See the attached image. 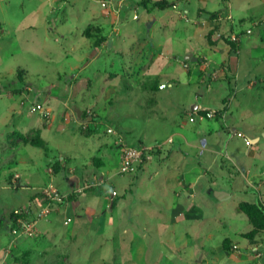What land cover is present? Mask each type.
I'll return each instance as SVG.
<instances>
[{"label":"rangeland","instance_id":"1","mask_svg":"<svg viewBox=\"0 0 264 264\" xmlns=\"http://www.w3.org/2000/svg\"><path fill=\"white\" fill-rule=\"evenodd\" d=\"M154 1L125 0L126 5L120 12L119 9L113 10L106 17L103 14V0H0V94L5 95L4 100L0 99V155L12 158L14 152L6 149V143L14 127L20 125V128L25 129L33 126L34 122L28 124L31 117H40L41 113L34 112L30 105L41 103L44 92H50L47 94L51 95L62 87L64 103L68 102L71 110L70 105L83 110L82 118H78V121L85 118L87 111H92L99 120L108 122L115 129V133L107 134L98 128V148L102 141L110 142L102 148L101 154L98 151V160L102 162L99 158H103L107 169L110 167L111 175L116 174L114 178L107 175L103 179L100 173L105 172V166H98L92 169L94 175L83 179V183L63 190V179L67 181V175L73 169L63 157L65 153H68V157L71 155L70 144L64 142L61 148L55 142L45 144L47 150H51L47 152L48 158L44 148H19L16 152L17 162L13 160L7 166L6 170L10 169L7 175L17 172L21 175V181L26 183L23 185L29 184V189L15 193L17 177H11L7 183L12 187L10 198L15 197L19 203L25 204L28 196L36 198L34 201H38L39 211L43 206L41 200L44 192L54 189L61 201H56L51 214L38 222L33 235L12 219L16 211L34 212L32 206L18 207L5 214V219L0 221V264H143V261L144 264H207V261L208 264H229L218 260L221 259L220 253L202 256L197 252V246L216 247L223 237L239 243V251L244 252L248 241L236 233L247 231V221L230 226L220 225L218 219L223 217L221 210L215 209L216 206H207L203 195L208 190L216 196V192L221 189L240 184L250 161L237 166L232 161L239 160L241 156L246 157L248 148L252 147L250 152L256 149L255 160L264 165V63L258 69L254 68L247 48L249 42L259 43V37L252 35L241 38L243 51L238 55L239 67L233 68L237 71V79L229 77V71L220 67V72L202 71L199 77L192 76L190 84L182 87L189 79L187 73L191 72L190 63L186 60V54L192 51L189 34L195 28L191 20L203 15L211 17L213 14L217 18L220 14H207L205 10H199L196 14L190 10L177 13L178 4L175 0H171V7L158 11L151 7ZM146 2L148 7L145 6ZM218 3L221 4V1L213 0L209 8L214 9ZM47 11L51 15L45 21L43 16ZM234 17L236 21L244 20V27H251L252 23L245 13L235 14ZM111 22H115L117 29L109 25ZM71 23H75L77 28ZM54 27L55 35H52L48 31ZM118 28L124 32L119 34ZM241 29L237 32L240 33ZM232 35L238 37L235 33ZM231 36L228 38L231 39ZM211 38L208 42L213 46ZM82 41L86 43L80 47V52L96 47L100 49L104 43L112 42L105 53L108 55L106 59L99 62L98 67L92 66L98 74L106 72L113 79L107 94L98 92L97 96L83 98L77 95L70 77L78 73V66L70 73L68 61L74 58L73 48L76 44H82ZM179 44L188 47L185 53L179 54ZM212 51L218 54L217 57H223L219 49L212 48ZM210 65L212 69L216 68L214 64ZM173 67V71L168 70ZM18 71H22L23 75ZM167 73L176 75V79L180 80V83L177 82L178 88L180 90L181 87L183 91L176 93L178 88L160 91L161 84L173 80ZM18 76L23 81H19ZM208 84L213 90L210 95H205L204 100L210 109L200 112H211L214 117H201L198 113L195 124L188 127L185 123L181 125L188 110L182 105L191 100L196 102L197 96L202 95ZM73 89L75 92L72 93ZM24 92L29 98L26 100L23 97L21 102L29 105L30 113L24 108L22 118L18 113L10 118L8 106L18 105ZM12 96H15L14 101L7 102L6 99ZM84 101L89 106L84 105ZM93 103H97L98 109H94ZM76 124L78 131L85 137L97 133L84 130L79 122ZM200 124L203 125L201 129ZM180 125L186 127L183 133H196L199 139L200 148L193 151L191 156L203 175L197 181V203L203 207L206 216L205 222L183 226L185 231L181 233L169 226L166 205L160 204L161 191L166 186H158L160 178L152 176L154 165L157 163L161 169L175 148L180 147L182 139L174 135L180 131ZM209 127L214 129L211 138ZM198 128L203 131L201 135H198ZM248 135L258 137L261 141L249 142ZM169 140L176 145H169ZM80 141L90 144V152L97 148L93 141L76 139L78 149ZM120 143L148 146L153 151L146 162L134 167L128 174H119L120 153L117 148ZM169 146H172L171 149ZM10 152L11 156H8ZM259 152H263V156ZM77 154L78 158L83 157L81 150ZM21 157H28L32 163L22 165L19 162ZM150 159L152 162L148 170ZM223 160L226 167L221 165ZM88 164H92L91 159ZM231 167L238 169L234 171H239L237 179H230ZM207 169L209 175L206 174ZM114 191L117 195H112L111 201L108 197ZM90 194L98 198L99 208L96 210L86 209V204L81 202ZM104 203L105 209L102 210ZM118 206L121 208L118 209ZM113 207L114 210L109 212ZM87 210L89 213H86ZM151 210L153 212L149 214ZM93 211L97 213H91ZM232 212V207L228 206L225 214L230 215ZM132 213L134 218L130 217ZM168 237L187 246L184 253L174 256L172 261L163 253L170 249L169 243L173 244ZM135 241L148 246L144 259L136 253ZM261 250V256L257 257L260 259L264 247Z\"/></svg>","mask_w":264,"mask_h":264},{"label":"crops","instance_id":"2","mask_svg":"<svg viewBox=\"0 0 264 264\" xmlns=\"http://www.w3.org/2000/svg\"><path fill=\"white\" fill-rule=\"evenodd\" d=\"M119 0H103V2H107V6L103 7V14L107 17L110 15L113 10L120 9L126 5V2L120 4L118 2ZM157 1H167L171 2V0H156ZM213 0H175V3H177V13L180 11L187 10L191 11V13L196 14L199 10H202L209 14L212 13H218L219 16L217 18H211L208 15H203L202 17H196L194 20H191L193 23H195V28L192 32V34H189L191 36V48L192 51L188 54H186V60L189 61L191 72L187 73L189 76V79L186 81V83L182 84L183 86L189 85L192 81V76H197L201 74V72H220V67H223L226 69L227 74L229 77L233 79H237L236 73L237 71L233 70L234 67L238 69L239 67V56L242 54L243 49L241 48L243 46V42L241 41V38L243 36H252L257 35L259 37V43L249 42L248 53H249V60L251 61L254 68L260 66L262 63H264V0H220L221 4L218 3V6H216L214 9L209 8V3H211ZM102 2V4H103ZM172 4V3H171ZM131 5V4H130ZM158 11H164L159 10ZM166 10V9H165ZM189 11V12H190ZM243 14L245 13L248 16L249 22L252 23L251 27H244L243 23L244 20L236 21L234 15L236 14ZM193 14V15H194ZM51 13L47 11L45 15L43 16L44 20L46 21L47 18ZM116 19V18H114ZM113 19V20H114ZM178 19V17L176 18ZM214 19V20H212ZM57 20V18H56ZM263 22H262V21ZM44 21V22H45ZM58 21V20H57ZM104 23V22H103ZM240 23V25H238ZM107 24V23H106ZM71 25H74V28H77L75 26V23H71ZM109 25H114L115 29H117V26L115 25V22H111ZM242 28V29H241ZM80 29H84V27H80ZM238 29H241L240 33L237 32ZM56 30V27L49 28V33H52V35H55L54 31ZM247 30H250L251 33L247 34ZM124 32L123 30H120L118 28V33ZM237 32V33H236ZM233 33L238 35L239 38V50L237 53H234L231 51L230 47L227 46L224 41H222L220 38L224 36L225 38H228V36L232 35ZM212 36V38L210 37ZM211 38V41L214 42L213 46L209 45L208 40ZM207 41V42H206ZM73 42V40H72ZM111 41H108L104 43L100 49L96 47V49H89V51L80 52V47L84 45L86 42L82 41V44H76L72 50L74 54V58L69 62V71L70 73L73 72L78 66L76 70H78V73H73L71 75V82L74 84L75 89H77V95L78 97H88V96H97L96 94H107V92L111 89L113 82V79L111 76L106 75L105 73H99L96 72V68H92V66H97L98 63L102 62L106 59L108 55H105L108 45ZM193 43V44H192ZM112 44V42H111ZM107 45V46H106ZM116 47V46H115ZM188 47H185V45L179 44L177 46V50H179V54H183L187 51ZM212 48L219 49V52L222 53V58L220 55L217 57V53L212 51ZM176 50V49H175ZM213 52V53H212ZM116 54H113L115 56ZM82 56L81 59L78 57ZM188 56H192V59H188ZM196 59V60H195ZM85 61V62H83ZM249 62V61H248ZM214 64L216 68L212 69V66L210 64ZM74 65V66H73ZM226 65V66H225ZM70 66H72L70 68ZM75 68V69H74ZM175 67L168 69L173 71ZM93 71L92 73H87V71ZM236 72V73H235ZM209 73H206L207 75ZM211 73V74H212ZM172 74V73H171ZM235 74V75H234ZM213 75V74H212ZM167 76L169 78H172L173 80H168L165 83L161 84H167V87L165 89H162L160 91H166L168 88H178L177 82L180 83V80L176 79V75H170L167 73ZM79 81L81 83H79ZM98 85L101 86L100 90L98 89ZM64 86V83H63ZM198 87V86H197ZM205 91L202 92V95L197 96L198 100L194 102L193 100L188 101L186 104H183L182 107L188 108L187 114L182 118V123H185L188 127L189 125L196 123V118L194 122H190V116L193 114L195 117H198L196 114L200 113V111L205 109H210L208 104L205 103V95H210L213 88L211 85H206ZM201 87L198 91H200ZM56 90V88H55ZM35 91H38L37 89ZM74 89L72 90L73 93ZM183 90H180L179 88L176 90V93H179ZM75 92V91H74ZM47 93L50 92H44V99L40 104L45 105L46 109L50 113L49 119H46L44 114L40 112V117H31V121L28 122H34L33 126L25 127V129L20 128V125L18 127H14L10 133H9V140L6 143L7 148L10 149L12 154V158L8 159L7 156H1L0 155V221L5 219V214L9 213L11 210H15L18 207H31L34 209V211L37 210L38 201H34V198H28L26 199L25 203H19L17 200H15V197L10 198L9 191H11V186L7 184L9 182V179L11 177H17V185L13 189L15 193L18 191H28L29 184H26L23 181H21V175L17 172L11 173L7 175V172H10V169H7V166L12 163L13 160H16L17 157V150L21 147H29L34 146L33 143L36 141H41L44 144H49L50 142H55L56 146L58 148H61L62 144L68 143L71 145L72 148H70V154L68 157V153L63 156L65 161L70 164V167L73 168L70 170L69 174L67 175V181L63 179L62 187L63 190H69L71 187L74 188L76 185H79L83 183V179L89 178L92 175H94L93 170L95 167H98V165H95V162H99V166L103 167L105 166V172H101V176L104 179V176L109 175V178H114V175H111L110 173V167L107 169V163L104 161L103 158H99L102 160H98V151H100L104 147H107L110 142L108 141H102L99 144L98 148V128L104 132H106V126H91L89 130L91 131H97L94 132L93 136L85 137L78 131L77 124L79 119L82 117V108H76L75 105H70L71 108L74 110H71L68 106V102L64 103L65 97L64 91L62 90V87L55 91L54 93H51V95H48ZM19 95H22L20 99V103L17 105V103L13 106H8L10 110V118L14 117V113H18L20 115V118H22L21 115H24V108L27 113H30L28 106L25 104H22L23 97L27 100L29 98L27 94L24 92L22 94L18 93ZM183 94V92H182ZM73 95V94H72ZM5 95L0 94V99H3ZM17 96V95H15ZM12 96L7 100L8 101H14V97ZM4 100V99H3ZM85 104L89 106V104H86L87 102L84 101ZM82 104V103H81ZM8 105V104H6ZM92 106L94 109H98L97 103H93ZM48 118V117H47ZM79 118V119H78ZM98 118V117H97ZM203 119V118H202ZM103 122V121H102ZM103 124H107L109 127L113 128L108 122H103ZM180 125V131L176 132L174 135L179 136L182 139V143H180L179 148H175V151L171 154V156L166 159V161L163 163L162 168L160 169V166L154 165V170H152L153 177L160 178L159 185H165L163 192L161 191V200L162 203L165 204L166 209L168 210L167 213V219L168 224L171 228H175V231L181 233L185 231V226L188 223H201L205 222V214L204 209L202 206H200L197 203L198 198V192L196 189L197 181L200 180V178L203 176L200 174L199 166L194 163V160L192 159L193 151L198 150L199 147V139L197 137L196 133L190 134L188 131L187 133H183L186 131V127H183ZM197 127V126H196ZM203 127L202 124L199 125V128L201 129ZM197 129L198 135H201L203 133L202 130ZM223 128V127H222ZM114 129V128H113ZM188 129V128H187ZM224 129V128H223ZM115 130V129H114ZM196 130V129H195ZM209 137H212V131L214 129L212 127H209ZM194 131V130H193ZM107 133V132H106ZM108 134V133H107ZM72 137V138H71ZM249 142H257L261 141L258 137H252L250 135L247 136ZM81 139V140H90L95 142L97 145L96 150L90 152L89 143L86 144V142L80 141V144L77 148L75 145V140ZM114 143V140H113ZM176 145L175 142H172L169 145ZM115 145V143H114ZM172 146H169V149H171ZM57 148V150H58ZM252 148V147H251ZM248 148V151H246V157H242L239 160H233V164L235 166L242 165L243 163L249 162V164L246 165V176L242 181H240L239 185H232L229 188L221 189L220 191L216 192V196L213 194V191H204V195L207 206L215 207V209H219L222 212L223 217H220L221 219H218V223L222 226H230V224L238 223L239 221H247V231H237V236H240L243 238V235L251 232L253 230V226L248 220V218L242 214L238 213L237 208L241 203H249L254 205H261L262 202H264V165L262 162H258L255 160L257 154L256 149H253L252 152H250V149ZM119 150V148H117ZM179 149V150H178ZM80 150L83 152V157L78 158L77 151L80 152ZM51 151V150H49ZM47 150V152L49 153ZM11 152L8 156H11ZM94 152V153H93ZM48 153H46V157L48 158ZM120 153V151H119ZM263 152H259L261 156ZM1 154V153H0ZM88 155V156H86ZM121 158V154H120ZM232 158V157H230ZM57 159V158H56ZM91 159L92 164H88V160ZM54 160V159H53ZM59 160V159H57ZM55 160L54 162H56ZM73 160L75 163H73ZM19 162L22 163V165H30L32 163L30 160H28V157H21ZM152 160L150 159V162L147 163L149 170V166L151 164ZM7 163V165H6ZM52 163V162H51ZM120 163V159H119ZM224 160L221 161L222 167H226L224 164ZM50 164V163H49ZM153 165V164H152ZM89 168H88V167ZM48 167V166H47ZM232 172L230 174V179H237L239 176V171L237 173H234V171L237 169L236 167H231ZM103 170V169H102ZM238 170V169H237ZM101 171V170H100ZM48 174V173H47ZM206 174L209 175V169H207ZM241 177V176H240ZM101 178V179H102ZM28 180V179H27ZM233 181V180H232ZM26 182V181H25ZM6 183V184H5ZM210 190V189H209ZM36 191V190H35ZM163 193V194H162ZM33 194V191L30 193V195ZM9 195V197H8ZM112 194L108 197L112 201ZM84 200L81 202H84L86 204V209H92L96 210L98 209V198L94 194H90L89 196H86L83 198ZM163 199V200H162ZM169 199V200H168ZM32 200V201H31ZM34 201V202H33ZM18 202V203H16ZM167 202V203H165ZM163 204V205H164ZM228 206H231L233 209V212L230 215H226L225 211L228 208ZM82 208V207H81ZM115 207L110 208L109 212H112ZM121 208L118 206V209ZM101 209H105V203L102 204ZM80 211V210H78ZM156 211H159L157 209ZM153 210L149 211V214L152 213ZM86 213H89L87 210ZM91 213L96 214L97 211H93ZM98 217V216H97ZM131 218H134V214H130ZM227 217V218H226ZM11 220V218H10ZM1 231V230H0ZM174 231V229H173ZM198 231V230H197ZM174 235V234H172ZM169 238V237H168ZM228 238V237H227ZM227 238L223 237L218 241V245L215 247L213 245L204 246V247H198L197 246V252L198 254H201L202 256L207 255L209 253L213 255H217L220 253L219 257L221 259L218 260H224L228 262L229 264H264V253L262 255V258H257L259 252L262 251L261 248L264 247V231L258 233L253 241L247 240L248 244L244 248V252H240V246L239 243L233 241L232 239L228 238L232 241V250H225L223 248V242L227 240ZM144 239V238H143ZM169 239L172 240L170 237ZM245 239V238H243ZM140 241H135L134 246L136 247V253L139 254V258L144 259L146 251L148 246L146 244H140ZM139 243V244H138ZM170 249L165 252L164 254L170 257V260H174V256H181L182 253H184V250H186V244H183L182 242H174L173 244L169 243ZM237 247V249H234V247ZM209 251V252H208ZM175 252V253H174ZM264 252V250H263ZM162 253V254H163ZM257 253V254H256ZM201 256V257H202ZM204 258V257H203ZM206 260V259H205ZM144 264V261H143ZM206 264V263H205ZM208 264V261H207Z\"/></svg>","mask_w":264,"mask_h":264},{"label":"built area","instance_id":"3","mask_svg":"<svg viewBox=\"0 0 264 264\" xmlns=\"http://www.w3.org/2000/svg\"><path fill=\"white\" fill-rule=\"evenodd\" d=\"M118 2L122 4L123 0H119ZM102 5L106 7L107 2H103ZM250 33L251 31L247 30V34ZM231 40L239 42V38L235 35L231 36ZM166 87L167 84H164L160 86V89H165ZM30 107L34 112H42L46 119L50 116V113L43 104L35 103L33 105H30ZM207 116H209V118L214 117L213 113L211 112H207ZM195 118V115L192 114L190 116V122H194ZM79 125L84 130H89L91 126H106L105 130L108 134L115 133V130L113 128L109 127L107 124H103V122L99 120L96 114L92 111H87L85 113V118L79 121ZM168 143H172V140H169ZM119 151L121 154L119 174H128L134 167L140 166L142 163L146 162L147 159L150 158L153 149L143 145L132 146L125 143H120ZM44 193L45 194L41 200L43 206L39 211H16L15 214H13L19 216L16 221L18 222V224H22L25 227L26 232L30 235H33L37 231L38 222L42 218H45L46 216L51 214V212L54 210L53 206L55 205L56 201H61V197L59 196L58 192L54 189L46 190ZM112 195L116 196L117 192L114 191ZM260 206H262V208L264 209V202H262ZM234 249H237V247L235 246ZM260 256L261 254H258V257Z\"/></svg>","mask_w":264,"mask_h":264},{"label":"trees","instance_id":"4","mask_svg":"<svg viewBox=\"0 0 264 264\" xmlns=\"http://www.w3.org/2000/svg\"><path fill=\"white\" fill-rule=\"evenodd\" d=\"M171 3L167 2V1H157V2H153L151 7L154 9H159V10H165L169 7H171ZM145 6L148 7V3H145ZM216 14L211 15V18H215ZM210 37H212L210 35ZM222 41H224V43L230 47L231 51H233L234 53H237L239 50V42H235L232 41L229 38H225L224 36H222L220 38ZM18 73L20 75H23L22 71H18ZM19 81H23L21 80L20 76H18ZM201 117H206L207 116V112H200L199 114ZM34 146L39 147V148H44L46 153H47V148L46 145L41 142V141H36L33 143ZM95 165L99 166V162H95ZM238 213H242L244 214L248 220L250 221V223L253 226V230L245 235H243V238L253 241V239L255 238V236L264 231V209L262 208V206L260 205H254V204H249V203H241L238 208H237ZM13 220H17V218L19 216L13 215L12 216ZM232 241L229 240L227 238V240H225L223 242V248L225 250H232Z\"/></svg>","mask_w":264,"mask_h":264},{"label":"water","instance_id":"5","mask_svg":"<svg viewBox=\"0 0 264 264\" xmlns=\"http://www.w3.org/2000/svg\"><path fill=\"white\" fill-rule=\"evenodd\" d=\"M188 59H190V60H191V59H192V56H188ZM195 60H196V59H195Z\"/></svg>","mask_w":264,"mask_h":264}]
</instances>
